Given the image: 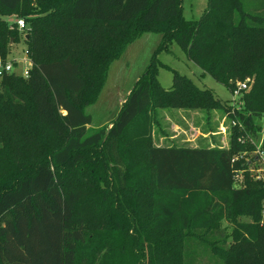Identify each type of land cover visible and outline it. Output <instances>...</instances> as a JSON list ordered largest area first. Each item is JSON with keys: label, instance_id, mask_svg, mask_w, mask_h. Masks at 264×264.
I'll use <instances>...</instances> for the list:
<instances>
[{"label": "trees", "instance_id": "16d2710c", "mask_svg": "<svg viewBox=\"0 0 264 264\" xmlns=\"http://www.w3.org/2000/svg\"><path fill=\"white\" fill-rule=\"evenodd\" d=\"M35 1L0 0V58L21 36L31 62L26 78L0 76V264H192L199 253L215 264H264V185L233 179L246 166L236 154L250 143L233 134L227 148L154 146L148 116L219 106L176 70L171 87L161 86L156 56L175 42L230 92L253 79L231 115L239 134L255 135L264 0H207L197 19L182 15V0H37L33 12ZM10 15L23 19V34ZM148 32L161 35L148 65L111 126L88 133L83 107L111 61ZM97 200L98 216L88 211ZM100 230L108 233L93 244Z\"/></svg>", "mask_w": 264, "mask_h": 264}, {"label": "rangeland", "instance_id": "374dc122", "mask_svg": "<svg viewBox=\"0 0 264 264\" xmlns=\"http://www.w3.org/2000/svg\"><path fill=\"white\" fill-rule=\"evenodd\" d=\"M36 1L30 5L33 7V12H37L40 9V5ZM206 5L207 0H182V15L187 19H197L202 15ZM4 19L14 21L22 18L17 15H10L5 16ZM111 30L114 31V36L118 33L113 28ZM21 31L23 34V29ZM112 31L111 33H113ZM160 40L161 35L158 33L137 34L126 44L120 54L111 61L104 83L99 89L96 98L83 107V111L92 117V122L87 126L88 133L100 127L108 129L111 126L110 123L121 107L125 96L148 65ZM24 49L25 45L20 36L19 41L10 44L5 58H20L24 55ZM156 58L158 60L156 65L158 69L157 79L163 88L169 89L171 87L172 70H176L191 78L198 87L210 89L214 97L217 98L219 106L206 109L155 108L148 114L150 117L151 145L227 148L231 141V135L234 134L239 141L250 143V145L240 149L239 153L236 154V156L238 155L243 159L246 166L233 172L235 185L238 187L244 186L245 182H247V176L248 181L254 180L264 185V162L262 160L254 162L256 149L264 151V147H262L264 141V115L259 114L253 119L254 129H256L255 135L253 133L252 135L249 133L239 134L238 131L242 130L244 126L241 124L242 122H238L231 115L234 111L243 110L242 99L244 94L251 89L253 79H246V90L241 91L235 97L232 96L233 94L225 85L217 82L211 75L203 73L202 69L189 60L185 52L175 42L168 44L166 49L159 51ZM163 65L168 66V68ZM18 66H20V62H18ZM228 107L229 109L227 110ZM6 109L16 110V108L11 106ZM93 202L95 204L89 205L88 211L90 214L98 216L97 208L101 204L99 205V200ZM80 211L82 212V209ZM239 220L249 221V218L242 216ZM221 224L222 227H226V231L230 235L232 230L230 225L225 221ZM107 233L104 230L94 231L92 243L96 242V237ZM171 239H174V236ZM228 241H231L230 236ZM178 249V246L175 245L176 252H178ZM191 263L215 264L216 259L207 253H199L191 259Z\"/></svg>", "mask_w": 264, "mask_h": 264}, {"label": "built area", "instance_id": "2783aa9c", "mask_svg": "<svg viewBox=\"0 0 264 264\" xmlns=\"http://www.w3.org/2000/svg\"><path fill=\"white\" fill-rule=\"evenodd\" d=\"M13 22L15 23L16 28L20 31L25 27L22 19H15ZM23 53L24 55L21 56L20 58H14V57H9L7 59L0 58V76H2L3 74L13 73V74H19L23 78H26L28 75V70L31 66V62L26 55V49L23 50ZM18 62H20V66H18ZM246 88H247V81L238 82L235 88L233 89V91L231 92L233 94L232 96L235 97L238 96V94L241 91L246 90ZM254 159H255L254 162L261 160L264 162V151L256 149L254 153Z\"/></svg>", "mask_w": 264, "mask_h": 264}]
</instances>
